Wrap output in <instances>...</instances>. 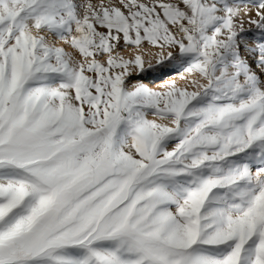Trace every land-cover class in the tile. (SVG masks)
<instances>
[{"label": "snow or ice", "instance_id": "obj_1", "mask_svg": "<svg viewBox=\"0 0 264 264\" xmlns=\"http://www.w3.org/2000/svg\"><path fill=\"white\" fill-rule=\"evenodd\" d=\"M0 264H264V0H0Z\"/></svg>", "mask_w": 264, "mask_h": 264}, {"label": "rangeland", "instance_id": "obj_2", "mask_svg": "<svg viewBox=\"0 0 264 264\" xmlns=\"http://www.w3.org/2000/svg\"><path fill=\"white\" fill-rule=\"evenodd\" d=\"M66 51H71V49L69 48H66L65 49ZM122 55H124L125 57H128L131 53L128 51V50H123L121 52ZM149 57L148 55H145V60H147ZM171 73H168V74H155V73H151L149 74L148 78L145 80V82H160L162 81L163 79L167 78V76H170Z\"/></svg>", "mask_w": 264, "mask_h": 264}]
</instances>
